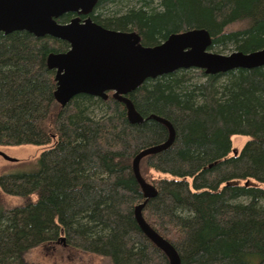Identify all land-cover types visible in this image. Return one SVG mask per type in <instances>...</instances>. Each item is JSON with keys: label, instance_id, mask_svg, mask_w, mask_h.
<instances>
[{"label": "trees", "instance_id": "obj_1", "mask_svg": "<svg viewBox=\"0 0 264 264\" xmlns=\"http://www.w3.org/2000/svg\"><path fill=\"white\" fill-rule=\"evenodd\" d=\"M90 17L136 32L143 46L204 29L216 53L264 48V0H97ZM67 49L24 31L0 33V146L44 147L34 170L0 177V193L20 200L0 205V264H30L32 249L59 240L105 264H169L135 219L144 198L132 161L169 136L152 117L168 121L174 139L142 158L139 174L173 178L154 180L145 223L179 264H264V67L146 79L126 95L143 118L136 124L111 93L54 99L46 59ZM232 136L248 137L236 155Z\"/></svg>", "mask_w": 264, "mask_h": 264}, {"label": "water", "instance_id": "obj_2", "mask_svg": "<svg viewBox=\"0 0 264 264\" xmlns=\"http://www.w3.org/2000/svg\"><path fill=\"white\" fill-rule=\"evenodd\" d=\"M97 0H0V33L24 31L36 38L49 37L68 44L64 52L51 53L46 64L54 70L56 89L54 99L61 105L79 94L101 99L111 93L125 105L130 123L140 124L127 94L146 79L177 70L196 69L215 75L228 71L264 67V48L228 54L209 50L211 37L204 29H190L172 33L154 46H143L133 31L106 29L96 24L90 14ZM75 14L68 22L56 21L63 14ZM83 17V18H81ZM168 129V139L159 145L140 151L132 161V171L143 192L144 201L135 208V219L142 232L168 257L169 264H179L173 247L156 234L141 216V209L156 189L139 174V161L171 145L174 130L171 124L152 117ZM233 155L237 150H232ZM8 162L15 159L0 151Z\"/></svg>", "mask_w": 264, "mask_h": 264}, {"label": "rangeland", "instance_id": "obj_3", "mask_svg": "<svg viewBox=\"0 0 264 264\" xmlns=\"http://www.w3.org/2000/svg\"><path fill=\"white\" fill-rule=\"evenodd\" d=\"M231 48L221 54H228L232 52ZM232 149L239 152L243 145L248 140L245 136H232L230 138ZM44 147L33 146V145H22V146H0V151L4 152L7 156L15 159L14 162H8L0 157V177L3 175H12L18 173H25L34 170L37 164L38 158ZM140 171L143 175V166L140 167ZM144 176V175H143ZM148 179H146V178ZM148 181L146 182L152 185L154 180L166 178H173L167 174H160L154 171H149L144 176ZM191 181L190 179H188ZM152 182V183H150ZM20 204V200L15 197L4 195L0 193V205L3 208H10L15 205ZM27 261L30 264L39 263H60V264H105L106 260H102L100 257L91 255L85 252L77 251L73 248H69L64 241L59 240L53 244H42L31 250L28 256H26Z\"/></svg>", "mask_w": 264, "mask_h": 264}, {"label": "flooded vegetation", "instance_id": "obj_4", "mask_svg": "<svg viewBox=\"0 0 264 264\" xmlns=\"http://www.w3.org/2000/svg\"><path fill=\"white\" fill-rule=\"evenodd\" d=\"M75 17V16H74ZM59 53V52H58ZM107 95H108V93H107Z\"/></svg>", "mask_w": 264, "mask_h": 264}]
</instances>
